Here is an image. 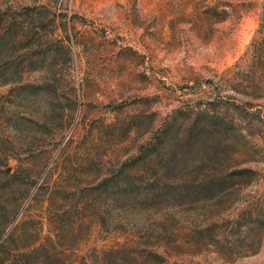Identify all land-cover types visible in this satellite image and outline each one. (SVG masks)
<instances>
[{"label":"rangeland","instance_id":"obj_1","mask_svg":"<svg viewBox=\"0 0 264 264\" xmlns=\"http://www.w3.org/2000/svg\"><path fill=\"white\" fill-rule=\"evenodd\" d=\"M0 19L43 57L0 86V264H264V0H0ZM161 129L172 163L136 160Z\"/></svg>","mask_w":264,"mask_h":264},{"label":"trees","instance_id":"obj_2","mask_svg":"<svg viewBox=\"0 0 264 264\" xmlns=\"http://www.w3.org/2000/svg\"><path fill=\"white\" fill-rule=\"evenodd\" d=\"M18 35L19 32L16 31L12 20L4 26L2 19H0V86L8 84L17 85L22 83L24 74L26 72L37 70L39 68L37 66V62H40L41 59H43L42 56L37 55L36 53L32 54L28 51L29 48L27 47L18 50L19 45L22 43V39L19 40L17 38ZM35 91V86L28 84H23L21 87H15V91L14 87L11 88V92L15 95H30L34 94ZM165 127L168 128L169 125H166ZM164 131L166 130L161 129L160 133H158V135L154 137L150 143L143 146L140 154L135 159L140 160L141 162L146 157L153 155L156 166L166 164L169 166L173 159L171 153L175 151L178 144L176 145V141L173 139L168 141L164 138L162 135ZM2 142L3 140H0V210L3 206L2 203L5 192L12 188L14 179L16 180L17 177L16 172H13L10 165L7 163L8 161H5V157L9 158V156H12V153H7L5 149H2ZM163 150L170 153V157L164 158L162 156ZM125 191H131V189L126 188ZM1 229L2 228L0 227V239L3 235V231H1Z\"/></svg>","mask_w":264,"mask_h":264}]
</instances>
